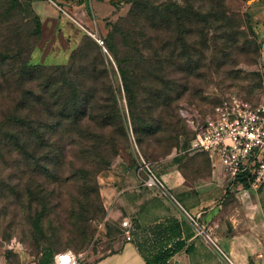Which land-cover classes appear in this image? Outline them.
<instances>
[{
  "label": "rangeland",
  "instance_id": "374dc122",
  "mask_svg": "<svg viewBox=\"0 0 264 264\" xmlns=\"http://www.w3.org/2000/svg\"><path fill=\"white\" fill-rule=\"evenodd\" d=\"M253 1L124 0L119 14L87 25L70 10L40 21L0 0V116L36 122L15 124L35 146L0 147V264H38L62 250L93 264L111 250L100 180L119 159L145 163L158 180L182 167L207 174L209 158L189 149L179 111L264 100ZM60 90L94 106L114 94V137L98 127L85 150L44 144L36 128L52 120L46 105Z\"/></svg>",
  "mask_w": 264,
  "mask_h": 264
},
{
  "label": "crops",
  "instance_id": "0c3cea01",
  "mask_svg": "<svg viewBox=\"0 0 264 264\" xmlns=\"http://www.w3.org/2000/svg\"><path fill=\"white\" fill-rule=\"evenodd\" d=\"M18 1L40 21L63 9L89 25L119 14L124 0ZM248 10L264 74V0H254ZM207 161L205 176H188L182 167L153 187L145 185L146 164L116 161L100 180L111 250L93 264H264V182L251 187L231 180Z\"/></svg>",
  "mask_w": 264,
  "mask_h": 264
},
{
  "label": "built area",
  "instance_id": "2783aa9c",
  "mask_svg": "<svg viewBox=\"0 0 264 264\" xmlns=\"http://www.w3.org/2000/svg\"><path fill=\"white\" fill-rule=\"evenodd\" d=\"M179 112L192 132L190 150L206 153L212 164H218L231 180H245L251 187L264 182V100L251 105L231 98L207 114L185 108ZM156 184L161 183L149 170L145 185L153 187ZM122 226L128 228L129 224L122 221ZM126 237L130 239L129 231ZM49 264L87 262L83 253L64 250L55 253Z\"/></svg>",
  "mask_w": 264,
  "mask_h": 264
},
{
  "label": "trees",
  "instance_id": "16d2710c",
  "mask_svg": "<svg viewBox=\"0 0 264 264\" xmlns=\"http://www.w3.org/2000/svg\"><path fill=\"white\" fill-rule=\"evenodd\" d=\"M13 1H16L20 6L22 5L18 0ZM34 17L38 19L37 16ZM107 49H109L107 56L108 58H111L109 54L111 50L108 46ZM118 71L123 83L124 92L126 94L127 108L128 111H130V100L127 97L128 85L126 84L125 73L121 67H119ZM75 94V90H73L72 95L70 94L64 97V92L60 90L58 96L47 103L46 109L52 114V120L42 122L36 128V131L44 144L48 145L47 143L50 142L53 146H57L61 149L65 147L67 149L73 148L85 150V147L87 146L85 141L90 138V135L96 136L98 127L102 130H105V132L110 133L111 137H114L115 123L113 116L115 113H117L118 117L120 118L118 114L120 110H118L116 107L114 94L111 95V100H109L110 98H104L103 104L97 106L88 105V101L86 100L84 102L81 101L79 104L75 99ZM105 94L108 96L107 91H105ZM106 102H109V105L104 104ZM103 116H106L107 121L104 120L106 124L102 128L99 120ZM180 117L185 123L192 139V132L189 130L184 118L181 115ZM15 124H19L17 126L21 127L22 129H34L36 126V122L32 123L31 121H26L24 123L19 119H9L0 116V147L3 146V148L15 150L24 147L26 148L29 146H35L36 137H33L30 139V141H27L28 139L23 138V133H21L23 131L16 129ZM15 131H17V133ZM46 132L51 135L49 140L45 139ZM191 139H189V143ZM241 182H244L245 185H250L249 182H246L245 180H242ZM53 255L50 259H46L44 262L38 264H49Z\"/></svg>",
  "mask_w": 264,
  "mask_h": 264
},
{
  "label": "water",
  "instance_id": "95a60500",
  "mask_svg": "<svg viewBox=\"0 0 264 264\" xmlns=\"http://www.w3.org/2000/svg\"><path fill=\"white\" fill-rule=\"evenodd\" d=\"M104 51L106 52V50L104 49Z\"/></svg>",
  "mask_w": 264,
  "mask_h": 264
}]
</instances>
